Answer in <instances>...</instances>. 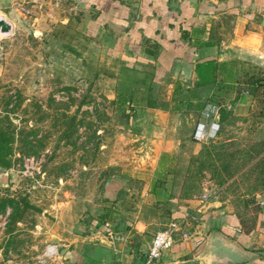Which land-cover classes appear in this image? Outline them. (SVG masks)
Returning <instances> with one entry per match:
<instances>
[{
    "label": "rangeland",
    "instance_id": "1",
    "mask_svg": "<svg viewBox=\"0 0 264 264\" xmlns=\"http://www.w3.org/2000/svg\"><path fill=\"white\" fill-rule=\"evenodd\" d=\"M82 15L76 0H0V17L12 24L0 30V129L13 136L10 165H0V264H70L75 238L93 219H120L112 176L137 199L161 139L177 149L172 194L191 186L192 198L217 201L251 225L264 199L260 185L251 189L256 176L225 177L222 162L202 152L204 143L191 136L197 111L178 107L175 83L151 82L147 96L118 85L106 46L83 34ZM258 59L229 66L226 89L214 100L225 108L212 141L231 149L264 145Z\"/></svg>",
    "mask_w": 264,
    "mask_h": 264
},
{
    "label": "crops",
    "instance_id": "2",
    "mask_svg": "<svg viewBox=\"0 0 264 264\" xmlns=\"http://www.w3.org/2000/svg\"><path fill=\"white\" fill-rule=\"evenodd\" d=\"M76 1L83 10V34L106 46L118 85L123 82V87L144 96L150 83L159 80L171 86L175 83L172 91L179 85L184 94L192 88L196 96L189 108L197 111L192 132L198 121L209 125L213 120L205 115L206 110L218 113V105L211 101L226 89L229 66L240 65L244 59H264V0ZM209 58L217 65L215 80L195 85V61ZM184 94L180 92L177 99L182 110L187 107ZM197 101L205 105L196 109L193 104ZM176 151L173 140H158L151 174L137 199L132 196L130 201L134 193L125 195L123 178L112 176L114 215L120 219L112 215L111 225L104 229L96 225L84 228L75 238L70 264H139L161 223L192 210L201 215L193 239L176 241L158 264H179L216 250L229 252L238 264H264V199L248 225L236 211L217 201L172 194L169 182L174 162L170 156L160 159V154Z\"/></svg>",
    "mask_w": 264,
    "mask_h": 264
},
{
    "label": "trees",
    "instance_id": "3",
    "mask_svg": "<svg viewBox=\"0 0 264 264\" xmlns=\"http://www.w3.org/2000/svg\"><path fill=\"white\" fill-rule=\"evenodd\" d=\"M184 35H186L185 32ZM194 66L195 72L197 74V80L194 83L195 85L215 80L217 65L214 59L209 58L205 60H197L195 61ZM173 91L174 93L181 92L182 94H184L183 89H181L179 85L178 87L176 86V89L174 88ZM184 96L186 97L185 100H182L186 104L184 106L191 107L192 103H190V100L192 96H196L191 87L187 88V93L184 94ZM211 102L218 105L219 123L221 126V119L224 114L223 108H225V106H221L220 104L215 103V101ZM204 105L205 103L201 101H197L193 104L196 109H201ZM178 107H180V105ZM12 139L13 136L11 134H9L6 130L0 129V165L4 167H8L10 165V155L12 153V149L9 142ZM209 140L211 141L208 144L205 143L206 141H202L204 143V149L202 148V152H206L207 154L214 156L216 160H220L222 162V165L226 172L225 177H230L238 172L248 176L254 174L256 176L257 182L252 183L251 189H257V185H260L259 188L264 189V145L259 148L252 147L248 150L244 148L231 149V143H229L228 141L215 142L212 141L213 139ZM168 156L173 159V162L175 155L169 152H162L160 154V159L164 157L167 158ZM235 158H239V160L234 162ZM250 162L253 163L246 167ZM192 189L191 186H189L188 191L182 193L180 197H191L190 193ZM113 200H115V198ZM92 222L94 223V225L101 227L102 229L106 228V226L104 225V218L101 220L93 219Z\"/></svg>",
    "mask_w": 264,
    "mask_h": 264
},
{
    "label": "built area",
    "instance_id": "4",
    "mask_svg": "<svg viewBox=\"0 0 264 264\" xmlns=\"http://www.w3.org/2000/svg\"><path fill=\"white\" fill-rule=\"evenodd\" d=\"M227 106L231 107V104H227ZM205 115L212 116L213 120L209 125L203 121L196 123L192 136L197 141H206L210 137L215 136L220 127L218 113L211 114L210 111L206 110ZM205 196V193L202 194V198H205ZM200 222L201 215L194 210L187 211L181 216L170 218L162 228L155 231L146 250V255L139 264H158L163 252L170 249L176 241L193 239ZM104 225L106 227L109 226V222L105 221Z\"/></svg>",
    "mask_w": 264,
    "mask_h": 264
},
{
    "label": "water",
    "instance_id": "5",
    "mask_svg": "<svg viewBox=\"0 0 264 264\" xmlns=\"http://www.w3.org/2000/svg\"><path fill=\"white\" fill-rule=\"evenodd\" d=\"M0 30L9 32L12 30V24L3 17H0ZM239 262L240 261L229 252L216 250L208 256L197 255L180 261L179 264H238Z\"/></svg>",
    "mask_w": 264,
    "mask_h": 264
}]
</instances>
